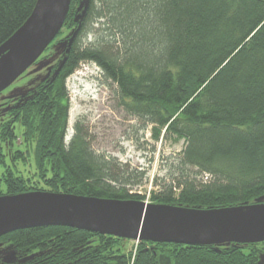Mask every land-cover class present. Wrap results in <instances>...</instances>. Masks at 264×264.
<instances>
[{
    "label": "trees",
    "instance_id": "obj_1",
    "mask_svg": "<svg viewBox=\"0 0 264 264\" xmlns=\"http://www.w3.org/2000/svg\"><path fill=\"white\" fill-rule=\"evenodd\" d=\"M36 1L0 0V47L23 26ZM82 2L71 0L49 45L80 23L69 53L63 51L48 77L9 108L10 120L1 126L0 196L65 193L203 210L264 204V0H90L80 22ZM91 19L104 21L108 35L83 47L79 38ZM83 63L95 64L115 85L125 113L150 127L155 142H184L177 172L157 193H132L143 172H127L97 156L76 125L64 142L65 82ZM14 123L23 128L20 150L14 149ZM123 242L132 241L55 226L19 230L0 237V246L13 253L8 262L0 255V264L264 261V243L138 242L125 252Z\"/></svg>",
    "mask_w": 264,
    "mask_h": 264
},
{
    "label": "water",
    "instance_id": "obj_2",
    "mask_svg": "<svg viewBox=\"0 0 264 264\" xmlns=\"http://www.w3.org/2000/svg\"><path fill=\"white\" fill-rule=\"evenodd\" d=\"M70 3L71 0H37L23 26L0 47V93L25 73L55 40L63 28ZM89 3L90 0L82 2L80 22ZM79 29L80 23L68 38L64 54L69 53ZM65 60L59 62L54 75ZM25 200L28 201L15 207ZM54 226L153 244L255 245L264 243V204L203 210L65 193L0 196V237L19 230Z\"/></svg>",
    "mask_w": 264,
    "mask_h": 264
},
{
    "label": "rangeland",
    "instance_id": "obj_3",
    "mask_svg": "<svg viewBox=\"0 0 264 264\" xmlns=\"http://www.w3.org/2000/svg\"><path fill=\"white\" fill-rule=\"evenodd\" d=\"M97 9L99 6L95 11ZM92 20L87 21L79 38V43L83 47L96 44L104 37L106 39L108 35L105 27H102L104 21ZM71 34L72 32L64 30L60 38L49 46L25 73L0 93V129L10 120L9 108L48 77L51 68L57 64L66 48L67 39ZM65 83L69 93L68 139L74 134L76 125L80 135L86 138L97 156H103L113 165H122L127 172H143L142 181H136L135 183H139L129 189L132 193L141 195L157 193L160 191L161 182L168 184L170 175L176 173L178 169L176 162L184 147L182 140L168 139L155 142L150 127L144 129L143 123L125 113L115 85L104 78L95 64H81ZM22 132L23 128L15 124L13 133L17 139L14 149H22V146L17 147L21 142ZM30 162L33 163L31 157ZM17 206L21 205L15 207ZM134 246L135 242L122 244L125 252L131 251ZM12 254L9 245L0 246V255L4 257V261L8 262L6 258ZM36 256L37 253L27 257L23 255L20 262ZM262 257L259 264H264Z\"/></svg>",
    "mask_w": 264,
    "mask_h": 264
},
{
    "label": "flooded vegetation",
    "instance_id": "obj_4",
    "mask_svg": "<svg viewBox=\"0 0 264 264\" xmlns=\"http://www.w3.org/2000/svg\"><path fill=\"white\" fill-rule=\"evenodd\" d=\"M56 69H57V68H56ZM60 72H61V70L58 72L57 75H54V74H53V77L57 78V77L59 76ZM74 133H75V129H74ZM63 135H64V142H66V141L69 142L70 139L74 136V134H73L69 139H68V137H67V139H66V136H65V135H68V134H67V126H66V130H65V132H64ZM67 142H66V143H67Z\"/></svg>",
    "mask_w": 264,
    "mask_h": 264
},
{
    "label": "bare ground",
    "instance_id": "obj_5",
    "mask_svg": "<svg viewBox=\"0 0 264 264\" xmlns=\"http://www.w3.org/2000/svg\"><path fill=\"white\" fill-rule=\"evenodd\" d=\"M67 139V138H66ZM28 200H25V201H22V202H20V203H17V204H15V205H20V204H24V203H26ZM147 202H148V200H147ZM147 202H145V204H149V203H147ZM12 209H15L14 207H12Z\"/></svg>",
    "mask_w": 264,
    "mask_h": 264
},
{
    "label": "built area",
    "instance_id": "obj_6",
    "mask_svg": "<svg viewBox=\"0 0 264 264\" xmlns=\"http://www.w3.org/2000/svg\"><path fill=\"white\" fill-rule=\"evenodd\" d=\"M144 202H147V200H145ZM135 244H137V242H135Z\"/></svg>",
    "mask_w": 264,
    "mask_h": 264
}]
</instances>
